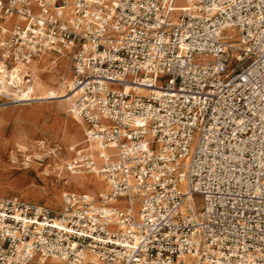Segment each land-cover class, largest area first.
<instances>
[{
  "label": "built area",
  "instance_id": "2783aa9c",
  "mask_svg": "<svg viewBox=\"0 0 264 264\" xmlns=\"http://www.w3.org/2000/svg\"><path fill=\"white\" fill-rule=\"evenodd\" d=\"M177 1L0 0V97L68 51L86 125L68 171L110 187L60 215L0 200V264H264V0Z\"/></svg>",
  "mask_w": 264,
  "mask_h": 264
},
{
  "label": "bare ground",
  "instance_id": "6f19581e",
  "mask_svg": "<svg viewBox=\"0 0 264 264\" xmlns=\"http://www.w3.org/2000/svg\"><path fill=\"white\" fill-rule=\"evenodd\" d=\"M185 8L183 0H178L176 4L177 13ZM9 24L13 23L10 19L7 20ZM14 75L19 85L18 91H21L25 99H20V103L14 107L19 106H32L37 104L48 103L50 106L44 108L23 110L19 113V116L26 120H35L36 126L42 125L44 120H48L50 117H57L62 123V132L60 134L56 133L53 127L42 126L41 131L50 133L54 136H60L63 139L65 146L67 147V155L69 156L70 150L73 145L79 142V139L83 136L85 132L86 125L80 120L76 115L71 113V95L70 89L73 88V74H72V63L70 61V56L68 51L62 52V55H56L50 51H47L36 58H34L28 70L31 71V85L29 87V93H25V86L22 81V75L25 74V69L21 66H14ZM3 73V74H1ZM0 78H4V63L0 59ZM5 82V81H4ZM73 90V89H72ZM139 94L147 95L148 91L140 90ZM21 95H18L20 97ZM10 104L6 102L4 98L0 97V107ZM79 119V120H78ZM29 129V128H28ZM19 133L18 137L14 140L12 150L13 158L12 161H18L15 154L18 151L24 154V166L25 176L32 174L33 164H31L32 159L43 161V155H40L34 149L47 150L46 143L40 141L36 145L26 146L31 144L29 141L33 137H37L39 132L36 129L30 128ZM82 140V139H81ZM30 148L33 150H30ZM48 154H54L56 160L52 165V172L47 171L46 174L50 175L51 185L49 187V199L42 203L40 199L34 198L28 195L35 194V190L29 192L28 194L22 195L21 198L30 203L38 206H44L49 210L55 211L56 215H60L64 209V197L69 192L72 194H90L94 196H100L108 194L110 192V187L106 183L105 178L101 175L95 173H90L86 171L70 172L68 171V164L72 158H62L61 149L57 150L56 147L49 149ZM57 153V154H56ZM71 153V152H70ZM32 155V156H31ZM34 161V160H33ZM56 176L61 180H65V186H61V183L56 180ZM29 179L26 177L18 178L14 181L16 188H21ZM45 190V189H44ZM46 193L48 191H45ZM1 200H5L6 193H0ZM12 200H17L13 197ZM22 202V201H20ZM25 203V202H24ZM124 201H118V204L123 206ZM62 205V208H61ZM187 208L193 211H199L202 208V204L198 202L197 196H191L189 202L186 204ZM133 208L136 214H138V204L133 201ZM185 264H192L194 260L191 257H184ZM28 264H36V261H32ZM42 264H65L57 257H50L42 262Z\"/></svg>",
  "mask_w": 264,
  "mask_h": 264
},
{
  "label": "rangeland",
  "instance_id": "374dc122",
  "mask_svg": "<svg viewBox=\"0 0 264 264\" xmlns=\"http://www.w3.org/2000/svg\"><path fill=\"white\" fill-rule=\"evenodd\" d=\"M184 4V0H183ZM52 104V103H51ZM51 104L43 103L37 104L32 106H19L14 107L13 104H7L3 107H0V193H6L5 200H12L13 197L17 198L19 201L28 203L24 201L21 196L28 194L31 191H36L35 194H31L28 196L36 197L41 200L42 203H45L49 197V187L51 185V178L49 174H46L47 171L52 172V165L56 160L54 154H48V150L54 147L59 150L61 149L62 158H72L73 154L70 150L69 156L67 155V147L63 142V138L60 136H54L50 133L41 131L42 126L53 127L56 133L60 134L62 132V123L59 118L57 117H50L48 120H44L42 125L36 126L35 120H26L19 116V113L23 110H30V109H37V108H44L46 106H50ZM17 105V104H16ZM79 120V119H78ZM36 129L38 130L39 134L37 137L31 138L29 141L31 144L28 146H33L43 141L46 143L47 150H40L34 149L40 155H43L44 160H36L32 159L31 164H33L34 172L25 176L28 171L25 170L24 166V154L21 151H18L15 154L18 161H12L13 158V142L18 137L19 133L25 131L27 129ZM28 129V130H29ZM82 139V140H81ZM85 139V132L83 136L79 139V142L76 143L77 145H82ZM75 145H73L74 147ZM30 150H32L30 148ZM33 151V150H32ZM57 154V153H56ZM32 156V155H31ZM34 160V161H33ZM24 162V163H23ZM21 177H27L29 181H27L21 188H16L13 184L14 181ZM56 180L61 183V186H65V180H61L59 177L56 176ZM45 189V190H44ZM45 191H48L47 193ZM68 193H71L67 190ZM198 197V202L202 204V199ZM2 198L0 197V200ZM30 204V203H29ZM35 205V204H34ZM44 207V206H43ZM62 208V205H61ZM52 211V210H51ZM55 212V211H53ZM66 264V263H65Z\"/></svg>",
  "mask_w": 264,
  "mask_h": 264
}]
</instances>
